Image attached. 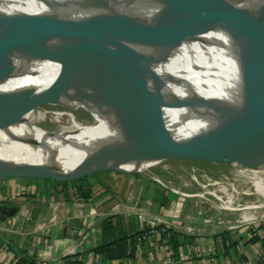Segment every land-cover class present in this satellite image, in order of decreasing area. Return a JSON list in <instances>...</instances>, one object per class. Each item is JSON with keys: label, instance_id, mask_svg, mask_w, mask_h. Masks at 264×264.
I'll use <instances>...</instances> for the list:
<instances>
[{"label": "water", "instance_id": "95a60500", "mask_svg": "<svg viewBox=\"0 0 264 264\" xmlns=\"http://www.w3.org/2000/svg\"><path fill=\"white\" fill-rule=\"evenodd\" d=\"M84 7L93 8L95 12L81 18L69 16L32 38L0 42V82L15 70L12 63L14 55L23 56L29 61L42 59L58 63L63 50L76 44L96 42L116 23L127 20L129 14L122 11L126 7L144 12L145 19L142 24H137L143 40L158 49L168 64L174 60L172 44L156 23L151 22L150 8H153L165 15L181 36L193 37L213 28L221 29L229 36L241 79L240 100L237 101L235 94L228 91L184 99L172 90L176 88L174 71H164L158 77L141 66H122L98 72L76 85L56 70L51 81L39 90L22 89L5 95L14 100L32 102L36 106L43 102L60 103L63 99L81 105L91 104L100 111L103 107L112 115L146 119L151 124L149 130L138 139H133L135 136L130 130H124L129 133V140L137 141L116 152L94 149L69 170L2 160L0 179L23 176L69 181L103 170L141 174L166 159L190 151L225 155L241 163H244L241 161L243 159L254 160L253 156L230 147L217 153L208 150L213 142L226 138L264 149V3L250 11L229 0H94L80 6ZM221 57H225L223 53ZM126 76L132 78L130 84L110 94H98L102 88ZM163 83L172 96L168 100L161 93ZM164 107H171L175 111H211L218 114V120L202 132L185 140H176L166 128ZM89 114L96 119L95 113ZM22 120V117L0 107V130ZM22 139L49 150L48 142L41 144L35 137ZM143 161L157 164L143 170L123 167Z\"/></svg>", "mask_w": 264, "mask_h": 264}, {"label": "bare ground", "instance_id": "6f19581e", "mask_svg": "<svg viewBox=\"0 0 264 264\" xmlns=\"http://www.w3.org/2000/svg\"><path fill=\"white\" fill-rule=\"evenodd\" d=\"M93 1L0 0V42L32 38L69 16L72 18L88 16L95 12V9L80 6ZM229 1L249 11L256 5L264 3V0ZM122 11L129 14L127 20L116 23L96 42L76 44L63 50L58 63L42 59L29 61L19 55L12 57L15 70L0 82V107L22 117L23 120L0 130V162L7 160L16 164L46 165L50 168L69 170L94 149L116 152L135 143L137 140H129L127 138L129 133L124 130H130L135 136L133 139L142 137L143 133L149 130L151 124L146 119L131 115H112L103 107L100 111L91 104L81 105L64 99L60 103L84 107L92 114L95 113L96 117L99 115L103 117L99 121L96 119L85 124L79 122L69 112H55L53 114L56 117L66 115L69 118V126L61 129L58 135L35 126L33 120L37 118L35 114L37 106L32 102L14 100L5 94L22 89L39 90L51 81L56 70L76 85L82 84L98 72L122 66H141L158 77H161L164 71H174L176 88L172 90L184 99L228 91L235 94L237 101L240 100L239 69L234 61L232 43L224 31L213 28L193 37H184L179 35L165 15L150 8L151 22L156 23L172 44L174 60L166 64L167 59L160 55L158 49L143 40L137 24H142L145 19L144 12L131 7H126ZM221 53L224 54V58L221 57ZM131 82L132 78L126 76L102 88L98 94L113 93ZM161 93L166 100L172 97L164 83ZM163 116L167 130L176 140H185L202 132L218 120V114L211 111L207 113L175 111L171 107H164ZM24 137H35L41 144L48 142L49 150L24 141L22 139ZM226 147L253 156L254 160L241 161L246 164V171L251 175L255 191L264 197V149L226 138L213 142L208 150L217 153L223 152ZM155 164L157 162L143 161L139 164L129 163L123 167L143 170ZM246 207L255 208L258 205Z\"/></svg>", "mask_w": 264, "mask_h": 264}, {"label": "crops", "instance_id": "0c3cea01", "mask_svg": "<svg viewBox=\"0 0 264 264\" xmlns=\"http://www.w3.org/2000/svg\"><path fill=\"white\" fill-rule=\"evenodd\" d=\"M125 179L111 188L96 183L90 198L76 195L70 182L64 196L58 185L42 191L23 176L0 179V264H63L73 254L82 264H264V226L206 235L179 232L176 248L155 233L135 240L133 257L95 254L96 246L145 227L135 215L138 204L131 197L122 200L135 189ZM109 189L121 197L111 201Z\"/></svg>", "mask_w": 264, "mask_h": 264}, {"label": "rangeland", "instance_id": "374dc122", "mask_svg": "<svg viewBox=\"0 0 264 264\" xmlns=\"http://www.w3.org/2000/svg\"><path fill=\"white\" fill-rule=\"evenodd\" d=\"M55 112H69L85 124L103 117L99 115L93 119L89 114L91 111L84 107L43 102L35 109L37 118L33 123L58 135L61 129L69 126V118L66 115L56 117ZM246 169L244 163L232 157L190 151L166 159L141 174L126 177L120 172L103 170L92 174L90 179L96 181L94 184L111 188L128 178L135 189L122 200L131 197L138 204L140 209L135 215L144 213L142 222L163 225L189 235H206L264 226V197L255 191ZM25 180L43 186L42 191L54 188L60 182L39 177H25ZM79 180L87 182L83 177ZM109 192L113 202L121 197L116 190L109 189ZM131 199L129 201H133ZM255 204L258 207H246Z\"/></svg>", "mask_w": 264, "mask_h": 264}, {"label": "trees", "instance_id": "16d2710c", "mask_svg": "<svg viewBox=\"0 0 264 264\" xmlns=\"http://www.w3.org/2000/svg\"><path fill=\"white\" fill-rule=\"evenodd\" d=\"M90 177H92V175L83 177V179L87 180L85 185L79 179H74L71 181L70 184L72 185V188L76 195L84 197V198H90L92 196L94 192L93 189L95 188L94 183L96 181H91ZM58 186H60V192L64 196H67L68 181H60L58 182ZM162 227H163L162 225L157 226L158 229ZM165 231L166 232H163L160 234L167 238L168 243L171 245L172 248H176L179 243L177 240V237L180 235V233L169 227H166ZM142 233H143V230H140V231L134 232L133 234L123 235V236L114 238L113 240L109 242H105L103 244L96 246L95 248L92 249V251L95 254L103 255L104 257L108 259L133 257L135 253L134 251H135L136 237L141 235ZM183 238L187 239L188 237L184 235ZM63 259L65 260L63 264H82L81 259L78 258V254L65 256ZM24 261H26L25 258H24ZM27 262H29L30 264H36L35 261L33 260H30V261L27 260Z\"/></svg>", "mask_w": 264, "mask_h": 264}, {"label": "built area", "instance_id": "2783aa9c", "mask_svg": "<svg viewBox=\"0 0 264 264\" xmlns=\"http://www.w3.org/2000/svg\"><path fill=\"white\" fill-rule=\"evenodd\" d=\"M145 214L144 213H142V212H139L138 213V218L142 221V216H144ZM147 219H149V218H147ZM145 220V221H148V220ZM144 223V222H143ZM147 223V222H146ZM145 223V227H143L142 228V230H143V233L141 234V235H139V236H137L136 237V240L137 241H141V240H144L146 237H148L150 234H155V233H163V232H166L165 231V228H166V226H163L162 228H160V229H158L157 228V226H159V225H157V224H155V225H148V224H146Z\"/></svg>", "mask_w": 264, "mask_h": 264}]
</instances>
